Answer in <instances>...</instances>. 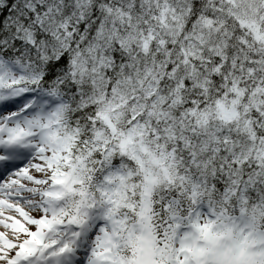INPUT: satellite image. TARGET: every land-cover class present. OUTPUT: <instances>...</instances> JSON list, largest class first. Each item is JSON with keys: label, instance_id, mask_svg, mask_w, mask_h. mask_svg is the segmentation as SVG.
Masks as SVG:
<instances>
[{"label": "snow or ice", "instance_id": "1", "mask_svg": "<svg viewBox=\"0 0 264 264\" xmlns=\"http://www.w3.org/2000/svg\"><path fill=\"white\" fill-rule=\"evenodd\" d=\"M0 264H264V0H0Z\"/></svg>", "mask_w": 264, "mask_h": 264}]
</instances>
